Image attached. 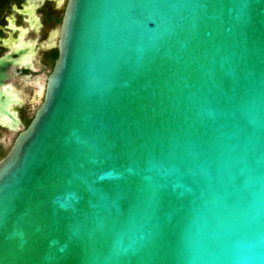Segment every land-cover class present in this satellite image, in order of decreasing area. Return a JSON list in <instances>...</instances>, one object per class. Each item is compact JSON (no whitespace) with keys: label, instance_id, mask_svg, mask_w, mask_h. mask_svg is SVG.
<instances>
[{"label":"water","instance_id":"water-1","mask_svg":"<svg viewBox=\"0 0 264 264\" xmlns=\"http://www.w3.org/2000/svg\"><path fill=\"white\" fill-rule=\"evenodd\" d=\"M0 157V264H264V0H67Z\"/></svg>","mask_w":264,"mask_h":264},{"label":"flooded vegetation","instance_id":"flooded-vegetation-1","mask_svg":"<svg viewBox=\"0 0 264 264\" xmlns=\"http://www.w3.org/2000/svg\"><path fill=\"white\" fill-rule=\"evenodd\" d=\"M66 2L0 0V152L4 154L21 128H9L3 107L7 109L12 93L11 100L21 102L12 103L10 111L17 112L23 127L33 117L41 85L43 89L58 55V30ZM7 138H12L8 146Z\"/></svg>","mask_w":264,"mask_h":264},{"label":"rangeland","instance_id":"rangeland-1","mask_svg":"<svg viewBox=\"0 0 264 264\" xmlns=\"http://www.w3.org/2000/svg\"><path fill=\"white\" fill-rule=\"evenodd\" d=\"M41 99V95L39 96V99L37 100V102L39 103ZM12 138H7V142L6 145L8 146L11 143Z\"/></svg>","mask_w":264,"mask_h":264},{"label":"bare ground","instance_id":"bare-ground-1","mask_svg":"<svg viewBox=\"0 0 264 264\" xmlns=\"http://www.w3.org/2000/svg\"><path fill=\"white\" fill-rule=\"evenodd\" d=\"M41 93H42V85H41V90H40V92H39V95H41Z\"/></svg>","mask_w":264,"mask_h":264},{"label":"trees","instance_id":"trees-1","mask_svg":"<svg viewBox=\"0 0 264 264\" xmlns=\"http://www.w3.org/2000/svg\"><path fill=\"white\" fill-rule=\"evenodd\" d=\"M4 154V151L0 152V156H2Z\"/></svg>","mask_w":264,"mask_h":264}]
</instances>
